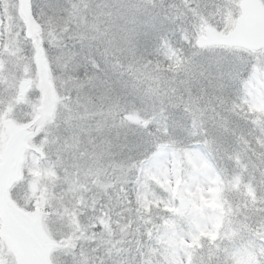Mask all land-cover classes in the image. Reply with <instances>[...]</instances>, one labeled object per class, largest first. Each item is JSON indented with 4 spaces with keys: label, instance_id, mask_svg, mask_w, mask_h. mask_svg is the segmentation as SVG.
Segmentation results:
<instances>
[{
    "label": "rangeland",
    "instance_id": "obj_1",
    "mask_svg": "<svg viewBox=\"0 0 264 264\" xmlns=\"http://www.w3.org/2000/svg\"><path fill=\"white\" fill-rule=\"evenodd\" d=\"M238 1L184 0V21L188 15L195 18L189 6L206 15L201 18V27L194 24L187 32L183 30L179 44L188 48L179 45L180 49L170 55L172 51L168 54L166 48L162 52L152 49L151 42L157 41L155 37L166 40L171 35L178 17L171 8L178 7L181 1L47 0L54 19L67 17L79 27L77 51L98 71L99 89L105 96L113 94L117 98L104 113L101 128L106 124L125 142L142 147L156 144L151 143L149 133L160 143L155 145L149 164L162 172L156 178L164 181L168 211L176 216L181 229L187 230L193 220L197 224L199 208L216 210V222H208L202 231L206 238L184 242L188 247L196 244V250L202 252L195 264H264V49L249 53L195 47V39L202 35L205 26L219 28L217 25L229 17L228 30L231 29L238 14ZM35 4L36 0H31L37 21ZM16 9V0H0V36H24ZM172 16H176L175 21ZM113 33L127 45L128 57L139 59L142 54L148 61L167 63L166 67L149 64L151 70L141 71L135 79L116 70L121 68L119 60H114V69H106L105 57L115 53ZM41 40L45 48L42 36ZM159 56L164 60L160 61ZM50 76L57 95L55 116L61 98L52 68ZM22 80H31L32 84L18 98ZM37 100L32 59L30 66L18 71L15 49L8 43L0 45V132L8 122H29ZM188 126L200 128L197 139L182 137V130ZM41 129L30 141L32 150L26 156L23 180L14 188L13 197L25 208L42 211L43 224L55 239L53 233L60 224L45 219V198L37 195L47 190L41 188V182L49 181L55 185L53 205L59 201L65 207L74 206L76 211L72 214L77 227L82 221L90 224L93 246L100 235L106 247L119 253L116 241L120 237L109 223L105 196L111 191L123 193L130 186L109 183L106 173L90 169L74 138L60 145L49 166L43 167L46 157ZM174 155L178 163L172 164ZM57 157L64 162L62 168L52 164ZM153 173L147 172L149 176ZM163 175V179L158 178ZM150 193L157 195L152 190ZM183 196L190 200L187 211L178 206V199ZM148 235H154L152 230H148ZM54 255L55 252L52 260L56 264ZM182 263L187 261L183 259ZM0 264H12L10 256L2 251Z\"/></svg>",
    "mask_w": 264,
    "mask_h": 264
},
{
    "label": "clouds",
    "instance_id": "obj_2",
    "mask_svg": "<svg viewBox=\"0 0 264 264\" xmlns=\"http://www.w3.org/2000/svg\"><path fill=\"white\" fill-rule=\"evenodd\" d=\"M34 12L37 23L41 26V36L46 45L44 51L61 98L54 118L41 129L46 157L43 167L49 166L51 156L56 155L60 145L69 138H74L78 141L80 156L86 158L85 163L90 169L106 173L105 179L109 183L120 186L126 183L135 184L137 169L155 151V145L142 147L125 142L106 124L101 128L104 124V113L117 98L113 94L105 96L99 89L98 71L77 51L76 45L80 43L79 27L73 26L67 17L63 20L54 19L50 15L51 8L47 0H36ZM111 42L115 53L105 57L106 69H114V60H119L121 68L116 70L127 74L129 79H135L143 70H151V61L147 60V56L141 54L139 59L128 57L127 45L116 33L112 34ZM4 43L15 49L18 71L22 72L24 66L31 65V38L19 34H4L0 36V45ZM200 134L199 127L188 126L182 130V137L188 140H195ZM164 139L167 138H161L162 141ZM52 164L62 168L64 162L57 157ZM53 187L54 184L44 180L41 188L47 190L38 192L37 195L45 198V219L50 223L60 224V228L53 233L59 243L54 255L56 264H159L158 255L152 251L154 245L147 241L135 250L129 248L117 253L106 247L100 235H97L93 246L90 224L82 221L77 227L75 223L76 217L72 214L76 211L75 207H65L59 201L57 205H53Z\"/></svg>",
    "mask_w": 264,
    "mask_h": 264
},
{
    "label": "water",
    "instance_id": "obj_3",
    "mask_svg": "<svg viewBox=\"0 0 264 264\" xmlns=\"http://www.w3.org/2000/svg\"><path fill=\"white\" fill-rule=\"evenodd\" d=\"M238 7L239 15L229 33L221 34L206 27L204 36L196 40V45L238 47L249 51L264 48L262 3L259 0H240ZM17 13L24 24V36L32 40L36 87L40 97L34 116L28 123L8 122L0 132V239L2 248L12 254L15 264H53L50 256L59 243L49 236L43 224V212L25 211L10 196L11 187L22 179L25 155L32 150L30 141L53 118L57 102L42 45L41 27L32 14L31 0H18ZM29 84V81L21 82L19 98ZM178 202L181 210L189 208L187 198L182 197Z\"/></svg>",
    "mask_w": 264,
    "mask_h": 264
},
{
    "label": "trees",
    "instance_id": "obj_4",
    "mask_svg": "<svg viewBox=\"0 0 264 264\" xmlns=\"http://www.w3.org/2000/svg\"><path fill=\"white\" fill-rule=\"evenodd\" d=\"M181 1L178 7H172V13L176 16L171 18L175 21L174 30L171 35L168 36L166 40L160 37H155L157 41H152V49L162 52L163 48L172 51L170 55H173L176 52L180 45L182 49L188 48L183 47L179 42V38L196 24L198 27L202 26L203 16L206 14L202 10L195 11L194 8L189 6L191 10L190 14L195 16V18L188 15V18L184 21V0H174ZM236 3L237 0H234ZM231 18H227L220 22L221 24L217 25L220 29H228L231 25ZM234 19V18H233ZM232 19V20H233ZM177 26V27H176ZM177 28V29H176ZM153 38L152 40H155ZM160 45V47H159ZM156 53V52H155ZM160 61L161 59L159 56ZM154 59V58H152ZM157 62L159 64H157ZM151 65L166 67L167 63H160L159 60H151ZM171 104H173V101ZM177 107L179 104H176ZM151 131V129H149ZM148 138L152 139V142H155L156 146L160 143L155 140L151 133L148 134ZM168 145V144H167ZM159 147V146H158ZM176 153V152H173ZM176 155L172 161V164L178 163ZM148 163L143 161L140 169L138 170V178H135V184L128 183L130 190L124 189V192H114L111 191L105 196L107 200V211H108V220L109 223L113 225L114 232L116 236L120 237L116 242L118 243L119 252H122L121 249L127 250L129 248L135 250L140 245H143L145 241L149 244H153L152 248L153 253L158 255L159 264H183V259L187 261V264H195L197 258H199L200 250H196V244H193L191 247L185 246L184 242H196V239L199 238V241L202 237L206 238L202 231L206 229L208 222H212L215 218V212L210 209V211H205L202 208L197 210L195 225L194 220L189 222V228L184 231L181 229V223L177 220L176 216L173 213L168 211V204L164 197H166V187L163 180H158L156 177L158 173H162L161 170H157V167H151ZM176 165V164H174ZM176 168V167H175ZM157 170V171H156ZM154 172L151 176L147 174ZM164 175L158 178L163 179ZM177 178V176H176ZM139 180V181H138ZM181 181V177H178V182ZM202 190L201 188H199ZM150 190L157 193L154 194V197L151 195ZM211 193V192H210ZM212 194V193H211ZM198 198V195L195 197V200ZM104 202V201H103ZM103 202H101L103 204ZM148 230H152L154 235H148ZM121 236L124 238L121 239ZM201 242V241H200ZM191 248V249H190ZM131 257L129 256V259Z\"/></svg>",
    "mask_w": 264,
    "mask_h": 264
},
{
    "label": "bare ground",
    "instance_id": "obj_5",
    "mask_svg": "<svg viewBox=\"0 0 264 264\" xmlns=\"http://www.w3.org/2000/svg\"><path fill=\"white\" fill-rule=\"evenodd\" d=\"M46 54V53H45ZM46 58H47V55H46ZM47 63L49 64V62H48V59H47ZM49 67H50V65H49ZM53 88H54V86H53ZM53 117H54V114H53ZM28 123V122H27ZM24 124H26V123H24ZM13 190H14V188H13Z\"/></svg>",
    "mask_w": 264,
    "mask_h": 264
},
{
    "label": "flooded vegetation",
    "instance_id": "obj_6",
    "mask_svg": "<svg viewBox=\"0 0 264 264\" xmlns=\"http://www.w3.org/2000/svg\"><path fill=\"white\" fill-rule=\"evenodd\" d=\"M32 84V83H31ZM31 86V85H30Z\"/></svg>",
    "mask_w": 264,
    "mask_h": 264
}]
</instances>
